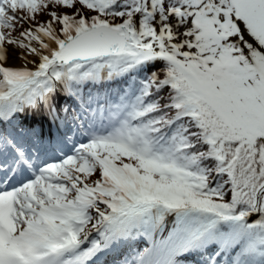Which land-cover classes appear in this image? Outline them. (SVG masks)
Here are the masks:
<instances>
[{
	"label": "snow or ice",
	"instance_id": "1",
	"mask_svg": "<svg viewBox=\"0 0 264 264\" xmlns=\"http://www.w3.org/2000/svg\"><path fill=\"white\" fill-rule=\"evenodd\" d=\"M0 264H264V0H0Z\"/></svg>",
	"mask_w": 264,
	"mask_h": 264
}]
</instances>
